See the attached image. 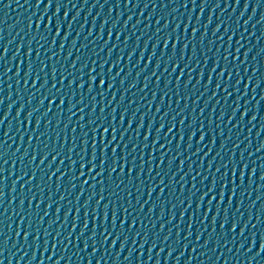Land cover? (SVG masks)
Segmentation results:
<instances>
[{"label":"water","instance_id":"95a60500","mask_svg":"<svg viewBox=\"0 0 264 264\" xmlns=\"http://www.w3.org/2000/svg\"><path fill=\"white\" fill-rule=\"evenodd\" d=\"M215 189L214 0H0V264H213Z\"/></svg>","mask_w":264,"mask_h":264},{"label":"snow or ice","instance_id":"6c2138e0","mask_svg":"<svg viewBox=\"0 0 264 264\" xmlns=\"http://www.w3.org/2000/svg\"><path fill=\"white\" fill-rule=\"evenodd\" d=\"M100 83H101V85H103V83H104V81H103V79H101V81H100ZM162 127V126H161ZM107 132V129H105V133ZM201 139H203V136H201ZM95 159V153H93V160ZM84 165L82 164V167H83ZM113 171L115 170L114 168L112 169Z\"/></svg>","mask_w":264,"mask_h":264}]
</instances>
